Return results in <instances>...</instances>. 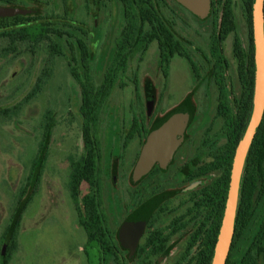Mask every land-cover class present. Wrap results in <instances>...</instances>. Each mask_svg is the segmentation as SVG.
Instances as JSON below:
<instances>
[{
  "label": "rangeland",
  "instance_id": "rangeland-1",
  "mask_svg": "<svg viewBox=\"0 0 264 264\" xmlns=\"http://www.w3.org/2000/svg\"><path fill=\"white\" fill-rule=\"evenodd\" d=\"M152 5L183 45L185 56L171 55L164 75L153 40L138 45L125 69L116 68L114 85L100 99L92 126L100 148L96 181L94 185L81 183L75 200L72 179L85 150L80 87L70 73L72 57L81 78L97 90L115 64L117 45L129 21L125 7L120 0H0V19L32 18V30L48 24L73 36H52L64 52L53 59L48 41L33 36L36 30L22 41L0 38V250L6 242L15 245L8 264L201 263L206 243L198 239L190 246L193 225L168 242L147 241L148 230L130 247L115 236L117 258L104 261L99 251H90L94 245L88 243L80 222L82 197L97 191L109 229L115 235L123 226L130 172H137L146 143L142 124L157 130L182 113V130L189 125L194 134L188 142L191 149L208 138L211 170L197 187H209L224 173L223 168L212 167L218 147L227 141L228 120L216 115L220 94L212 74L211 40L218 34L223 15L229 13L231 23L218 43V55L223 59V88L233 115L242 91L234 38L238 37L245 54L249 43L243 3L209 0L204 15L177 0H152ZM140 24L141 32L150 30L146 22ZM76 38L86 44V68ZM69 44L75 48L73 53ZM156 166L154 162L147 171ZM244 185V222L231 258L233 264H264V230L243 261L264 219V145L256 165L245 174ZM86 248H90L87 253Z\"/></svg>",
  "mask_w": 264,
  "mask_h": 264
},
{
  "label": "trees",
  "instance_id": "trees-1",
  "mask_svg": "<svg viewBox=\"0 0 264 264\" xmlns=\"http://www.w3.org/2000/svg\"><path fill=\"white\" fill-rule=\"evenodd\" d=\"M125 7L128 24L123 30L120 40L118 42L117 52L114 58V63L110 70L107 72L105 81L94 90L91 83L84 81L79 73L78 65L76 64L75 57H72V64L70 65V73L73 79L78 83L81 94V116L82 123V141L83 148L85 150L84 156L77 164L73 179H72V196L76 200L77 190L81 183L85 182L90 185H94L96 181V167L100 158L99 143L93 134L92 126L95 121V114L100 99L105 97L110 89L114 85V76L116 68L125 69L127 60L132 56L138 45L149 44L151 41L156 40L159 49V57L162 65V72L166 75L167 65L169 57L175 52L185 56L183 45L174 38L173 34L163 23L159 15L153 10L152 0H120ZM245 12V21L248 26L249 43L247 53L243 52L240 40L237 36L234 38L233 51L238 61V69L240 72L241 82V94L238 101L235 103V114L230 113L228 107L226 92L223 88V59L218 55V43L224 39V35L227 33V27L231 23V16L229 13L223 15L222 23L219 25L218 34L212 36L211 51L212 56L215 58L212 74L215 79V83L219 88L220 103L217 108L216 115L228 120V137L225 144L218 147L215 165L212 167L223 168L224 173L213 184L208 187V192H211L212 202V230L211 239L208 243L207 249L203 253L202 261L200 264H210L213 256L214 245L217 239L225 200L227 196L230 169L232 164L233 155L238 142L242 139L243 134L247 128L250 120V116L253 109V90H254V78H255V66H254V46L252 40V7L254 0H241ZM139 2L143 3V7L139 6ZM264 3V0H263ZM216 14H214V26L216 29ZM32 18H25L23 16H15L12 18L0 19V38H5L10 42L22 41L31 36L32 33L36 37L37 41H48L49 43V57L53 59L58 56H63V48L59 43L52 39V36L63 38L65 36H72V34H66L59 28H53L48 24H40L36 29L32 30L29 27V23ZM140 22H146L150 26V30L147 32H141ZM215 31V30H214ZM80 53L81 61L87 62V47L86 44L80 38H76L75 45ZM70 51L73 53L74 46L69 44ZM225 63V62H224ZM264 145V114L262 121L255 131L254 138L251 142L249 150L246 155V159L243 166V171L239 184L238 202L236 208V215L234 221V234L230 246V252L225 264H233L231 253L235 248L239 237V226L242 225L243 207L241 204V196L245 191L244 176L245 174L256 165L260 149ZM211 170V166L208 167ZM99 193L94 191L82 197L81 212V226L84 229L89 244L94 245L91 252L99 251L102 254V259L114 257L117 258V249L115 247L114 233L107 226L105 216L99 209ZM77 206V204H76ZM264 230V220L259 228V232L253 238L250 247L244 254L243 261L249 257L254 243L258 239L259 234ZM126 246V245H125ZM15 248L14 243L6 242L2 245L0 250V264H8V260L11 258L12 252ZM88 248L85 249L86 253ZM96 254V253H95ZM99 259V257H98ZM144 264V263H142ZM151 264V263H146Z\"/></svg>",
  "mask_w": 264,
  "mask_h": 264
},
{
  "label": "flooded vegetation",
  "instance_id": "flooded-vegetation-1",
  "mask_svg": "<svg viewBox=\"0 0 264 264\" xmlns=\"http://www.w3.org/2000/svg\"><path fill=\"white\" fill-rule=\"evenodd\" d=\"M140 127L145 142L155 129L150 130L148 124ZM145 129L148 131L145 132ZM174 135L178 142L163 164L156 160L157 166L147 172H130L126 218L114 235L127 247L139 242L146 230L150 231L147 241L168 242L171 236L189 225L194 226L190 246L199 239L206 243L205 250L208 247L213 221L211 192H208V184L197 187V182L210 172L208 138L202 140L197 148L191 149L188 142L194 134H190L189 125L183 130L182 127L177 128ZM144 215L146 221L142 233L135 243L129 244L134 233L130 232V226ZM155 225L158 227L155 228Z\"/></svg>",
  "mask_w": 264,
  "mask_h": 264
},
{
  "label": "water",
  "instance_id": "water-1",
  "mask_svg": "<svg viewBox=\"0 0 264 264\" xmlns=\"http://www.w3.org/2000/svg\"><path fill=\"white\" fill-rule=\"evenodd\" d=\"M197 15L206 14L209 9V0H177ZM252 40L254 46V90L253 109L249 123L238 142L232 159L227 196L225 200L223 215L214 245L213 256L210 264H225L234 234V221L238 202L239 184L243 171L247 152L254 138L255 131L260 125L264 114V3L263 0H254L252 7ZM183 115H174L159 129L153 131L142 151L138 163L137 173L141 174L148 170L149 166L156 160L161 164L170 157L173 151V136L177 128L183 126ZM146 216H141L130 227L133 231L129 244L135 243L139 238Z\"/></svg>",
  "mask_w": 264,
  "mask_h": 264
}]
</instances>
